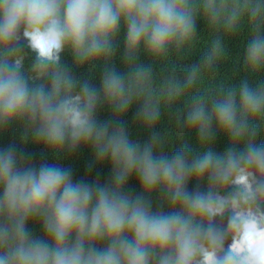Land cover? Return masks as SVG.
Masks as SVG:
<instances>
[{
  "label": "clouds",
  "instance_id": "9594fccd",
  "mask_svg": "<svg viewBox=\"0 0 264 264\" xmlns=\"http://www.w3.org/2000/svg\"><path fill=\"white\" fill-rule=\"evenodd\" d=\"M201 10L213 23L227 12L229 30L245 11L261 14L247 2L229 8L224 0H0V132L17 124L24 142L42 143L53 155L88 146L97 163L111 165L106 184L74 182L70 168L36 167L13 147L0 150V264H264V145L249 139L254 121L264 119V86L244 81L192 97L186 126L196 131L199 152L166 155L155 133L142 146L122 124L141 98L137 118L156 124L151 67L135 61L141 50L158 59L190 46ZM121 30L130 71L105 68L101 88L80 82L62 62L65 53L75 67L111 57ZM222 52L218 38L202 67ZM246 63L264 68V37L250 41ZM200 75L193 66L183 86H170L169 98L181 97ZM103 103L120 118L100 122ZM214 126L232 142L226 152L207 146ZM133 176L138 195L125 191ZM225 217L226 226L218 223Z\"/></svg>",
  "mask_w": 264,
  "mask_h": 264
},
{
  "label": "trees",
  "instance_id": "16d2710c",
  "mask_svg": "<svg viewBox=\"0 0 264 264\" xmlns=\"http://www.w3.org/2000/svg\"><path fill=\"white\" fill-rule=\"evenodd\" d=\"M249 3L253 7L261 9V14L253 16L251 12L245 11L236 25L229 30L224 23L227 12L222 13L217 23L201 10L196 15V31L191 45L184 50L171 51L166 57L154 59L143 50L140 51L136 64L151 67L150 88L153 104H158L160 117L154 126H145L137 118V112L144 103V98L134 100L122 117V124L128 132L129 139L139 142L142 146L151 141L153 133L157 135V148L166 155L174 154L182 148L192 149L199 152L198 135L195 130H189L186 126V116L194 95H206L209 97L217 95L221 90L229 87L239 88L242 82L253 87L264 86V68L258 71L250 69L246 63L247 48L255 36L264 37V0H224V3L233 8L238 4ZM197 4L202 0H196ZM220 3V0H217ZM220 39L223 44V52L220 58L211 66L203 68L204 58L212 46V42ZM117 47L111 57L103 58L84 67H75L69 53L62 56V62L67 65L80 81H88L97 89L101 88V78L105 68H115L120 73H128L129 65L123 59L124 33L123 30L116 38ZM27 52V49H24ZM31 55L25 61L27 68L31 62ZM193 66L201 67V75L197 82L184 94L176 99H170L167 92L172 84L183 86L188 72ZM97 119L107 122L119 119L118 114L111 111L107 103L97 107ZM257 131L254 137H249L251 142L264 145V119L257 118L254 121ZM23 128L12 124L6 131L0 132V150L13 147L18 158L23 159L25 164L39 167L40 164H56L64 168H70L74 182L85 181L88 183L98 182L106 184L111 178V165L109 162L97 163L93 152L88 146L79 147L74 153L62 152L58 155L51 154L42 143L35 144L31 141L22 140ZM232 142L222 131L215 129L213 139L208 142L216 153L228 150ZM238 147H243V142ZM196 187L195 181L188 184L189 191ZM201 191H206V183L201 184ZM125 191L130 195H138L141 191L138 180L133 176L128 181ZM158 201L153 194V209L157 208ZM165 211L167 208L165 207ZM218 223L226 226L227 217ZM28 227L36 235H42L39 224ZM230 243V241L226 242Z\"/></svg>",
  "mask_w": 264,
  "mask_h": 264
}]
</instances>
